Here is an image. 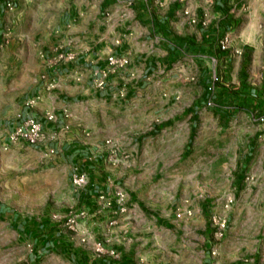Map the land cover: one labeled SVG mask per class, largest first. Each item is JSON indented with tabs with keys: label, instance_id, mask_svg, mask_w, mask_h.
I'll list each match as a JSON object with an SVG mask.
<instances>
[{
	"label": "crops",
	"instance_id": "crops-1",
	"mask_svg": "<svg viewBox=\"0 0 264 264\" xmlns=\"http://www.w3.org/2000/svg\"><path fill=\"white\" fill-rule=\"evenodd\" d=\"M2 4L5 0H0L3 18ZM54 9L49 42L40 47V70L30 79L28 94L15 109L0 116V147L20 158L21 150L32 152L43 165H50L46 183L51 187L70 183L74 172L85 173L87 184L77 190L76 199L87 213L97 210L99 194L111 199L113 191L122 188L127 217H136L151 234L156 232L162 248L167 228L173 229L174 242L182 241L176 236L179 227L171 210L163 215L155 212L146 192L138 190L141 184L128 182L147 171L139 163L145 156L136 152L138 123L149 127L150 137L170 124L177 127L186 146L183 153H188L189 135L207 107L219 124L229 122L234 113L264 115V9L257 0H57ZM224 36L227 47L220 50L218 41ZM108 56L124 57L127 64L107 71ZM103 71L106 74L101 77ZM212 73L218 77L214 84ZM100 80L99 89L95 85ZM25 118L36 120L45 135L54 134V139L35 147L9 143L8 133ZM105 140L116 144L124 140L131 146L128 165L104 161ZM254 144L249 142L243 161L233 169L234 193L245 191L241 178ZM48 148L53 153L45 155ZM3 208L0 204V214ZM211 210V202L204 199L185 222L193 231L189 247L212 250L221 259L226 248L224 240L216 242L212 234ZM108 214L105 211L96 218L99 225ZM123 219L117 216L119 222ZM41 223L17 220L16 232L19 237L32 234L40 248L45 237L39 231ZM51 237L60 240L57 232ZM136 248H123L115 263L133 264L125 250ZM207 254L200 264L211 262Z\"/></svg>",
	"mask_w": 264,
	"mask_h": 264
},
{
	"label": "rangeland",
	"instance_id": "rangeland-1",
	"mask_svg": "<svg viewBox=\"0 0 264 264\" xmlns=\"http://www.w3.org/2000/svg\"><path fill=\"white\" fill-rule=\"evenodd\" d=\"M6 1L13 4V9L8 11L2 4L0 116L7 109H15L28 94L30 79L40 70L41 46L49 42L57 3V0ZM213 76L217 77L215 73ZM232 116L226 124H219L209 107L203 110L189 135L188 153H183L186 146L177 127L170 124L150 137L149 127L139 121L140 143L136 152L145 156L139 163L141 169L145 164L147 171L131 176L128 182L141 184L138 190L146 192L155 212L163 215L171 210L179 227L176 236L182 241L174 242L173 229L167 228L163 248L156 232L151 234L149 227L139 223L136 217H127V212L115 213V207L105 210L109 214L99 225L96 218L105 211L87 213L77 204V190L71 183L54 187L46 183L50 176L46 169L50 165H43L32 152L21 150L20 158L0 147V204L4 206L0 214V264H73L72 250L83 254L87 263L119 262L122 249L135 245L133 251L125 250L133 264H200L205 253L213 258L209 264H242V260H247L245 264H264V167L261 166L264 122L259 121L264 115L234 113ZM185 136L188 137V128ZM252 141L255 142L250 153L252 159L241 178L245 191L234 193L231 174L243 161ZM111 143L116 149L111 159L129 156L131 146L127 142ZM150 170L154 174L148 175ZM204 199L212 206L208 214L212 234L217 221L225 223L221 238L214 237L216 242L224 240L226 249L222 250L221 259L212 250L189 247L193 244V231L185 222L196 204ZM81 211L84 217L78 216ZM117 216L124 219L119 222ZM27 219L42 221L43 227L55 226L59 249L39 248L32 234L19 237L16 222Z\"/></svg>",
	"mask_w": 264,
	"mask_h": 264
},
{
	"label": "built area",
	"instance_id": "built-area-1",
	"mask_svg": "<svg viewBox=\"0 0 264 264\" xmlns=\"http://www.w3.org/2000/svg\"><path fill=\"white\" fill-rule=\"evenodd\" d=\"M260 4V6L264 9V0H257ZM4 7L6 10L11 11L13 9V4L10 1H6L4 4ZM227 42L228 38L227 36H224L221 40L218 41V48L220 50H225L227 47ZM71 56H67V59H70ZM106 63H107V71H114L117 69H120L124 67L127 64V60L124 57H115V56H108L106 58ZM106 74V71L101 72V77H104ZM218 81V78L213 76L212 77V84ZM103 85L102 81H98L96 83V88H101ZM212 87L209 88L211 90ZM208 105L210 103H207ZM27 105H30V102H27ZM66 117H69V114H65ZM48 121L52 120V117L49 115L46 117ZM259 121L264 122L263 118H259ZM52 140L54 139V134H51L50 136H46L45 133L43 132L41 125L34 119L32 118H25L19 122L18 125H16L11 132L8 133L7 135V140L9 143L14 144L18 142H23L27 144L28 146L35 147V146H41L46 140ZM103 148H104V161L107 164L111 165H117L120 163L125 164V162L128 161V156H124V158H121L123 160H119L117 158L111 159V156L115 155L116 149L113 147V144L111 143L110 140H105L103 142ZM53 149L48 148L45 150V155L46 154H52ZM92 158V157H90ZM126 159V160H124ZM70 183L75 188L76 190L81 189L87 184V176L83 172H74L71 177H70ZM97 213L100 211H105V210H110L111 208L115 207L116 212L115 213H125L127 211V206H126V197L125 193L122 189L116 188L113 191L112 198H107L103 194H99L97 196ZM79 217H84L85 213L81 211L78 214ZM225 223L224 221H217L214 224V230H213V236L216 239L221 238L222 233L224 231ZM247 263V260H242V264ZM24 264H30L24 263Z\"/></svg>",
	"mask_w": 264,
	"mask_h": 264
},
{
	"label": "trees",
	"instance_id": "trees-1",
	"mask_svg": "<svg viewBox=\"0 0 264 264\" xmlns=\"http://www.w3.org/2000/svg\"><path fill=\"white\" fill-rule=\"evenodd\" d=\"M42 226L41 228L42 229H39V231H44L45 232V237L43 238V240L40 241V244L42 245V247H48V246H53L54 248H58L57 245H61L60 242H55L53 240V238L51 237L54 233H56L57 231L55 230V226H49L48 227H43L44 224L41 223ZM28 233V232H27ZM65 247V246H63ZM61 249V248H60ZM74 257L76 259H74ZM72 260H75L76 262L74 264H118V263H115V262H110V261H106V260H98V261H92V262H89L87 263V260L84 258V256L82 254H74L72 257H71V261ZM124 264H129L128 262L126 261H123ZM31 264V263H30Z\"/></svg>",
	"mask_w": 264,
	"mask_h": 264
}]
</instances>
